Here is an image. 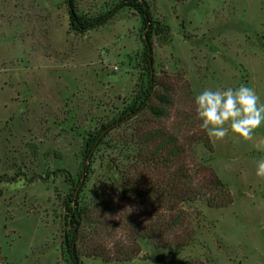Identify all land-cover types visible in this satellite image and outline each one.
Wrapping results in <instances>:
<instances>
[{
	"label": "rangeland",
	"instance_id": "1",
	"mask_svg": "<svg viewBox=\"0 0 264 264\" xmlns=\"http://www.w3.org/2000/svg\"><path fill=\"white\" fill-rule=\"evenodd\" d=\"M120 1L76 5L94 18ZM146 1L153 19L169 27L152 39L149 104L160 107L157 96L166 93L169 114L160 119L143 112L109 132L93 162H86L91 172L82 197L101 205L94 213L101 224L79 232L80 261L264 264V180L254 174L256 158L264 155V125L251 141L231 133L216 141L199 127L193 103L204 88L240 84L264 102V0ZM142 40L139 14L131 8L80 34L70 27L65 0H0V264H70L65 200L87 139L117 120L146 87ZM152 129L177 139L194 185L217 177L231 203L149 204L159 184L167 189L171 180L147 171L140 190L142 166H133L138 149L129 141ZM209 192L214 203L228 196ZM149 231L153 240L139 238Z\"/></svg>",
	"mask_w": 264,
	"mask_h": 264
},
{
	"label": "trees",
	"instance_id": "2",
	"mask_svg": "<svg viewBox=\"0 0 264 264\" xmlns=\"http://www.w3.org/2000/svg\"><path fill=\"white\" fill-rule=\"evenodd\" d=\"M65 3L68 8L70 27L73 31L80 34L103 26L122 8H131L135 10L139 14L141 21V32L143 34V60L145 64L144 69L148 77L146 87L143 92H141L138 99L133 101V103L117 120L104 125L103 128L93 137L88 138L84 145L82 153L83 162L78 180L76 183H74L71 193L65 200V224L67 231L64 235V245L70 260V264H82L80 261V256L76 251V241L78 234L89 226H98L101 224L97 215L94 214L99 211V209H101V205L98 202L93 205L82 197L83 190L87 184L91 172L89 164H91L95 158V148L104 142L105 137L109 132L114 129L121 128L122 125L129 123V121L133 120L134 118L139 117L145 111H149L153 117L160 119L167 117L169 114L168 108L169 105H171V100L168 94L165 93L163 95L157 96V100L161 105L160 107L149 104V99L155 86V80L152 75L154 62L150 56L152 50V39L153 36H160L164 32L168 31L169 27L163 26L159 21L153 19L150 6L146 0H121L111 11L94 18L84 17L82 14H80L77 9L76 0H65ZM129 142H131L132 145H135V148L138 149V152L132 161L133 166H142L140 170V180H138V186L140 187V190L143 186L142 180L145 179L143 177L148 174L147 171L169 175L170 177L169 179L171 181L168 183L169 185L167 184V189H165L162 185L160 186L159 184L158 190L156 192L157 197L153 198L149 202V204H151L153 207H155L159 201L160 203L164 202L167 205L172 202L173 205L175 203L181 204L183 206L190 205L194 201H203L208 206H214L217 208L226 207L231 203V199L229 198L230 195L226 190V185L219 178L214 177L211 184L203 183V186L193 184L192 176L184 165L185 153L173 135H169L161 129H152L147 132H142L137 142ZM201 143L204 147L210 145L208 137H206L205 141L201 140ZM200 161L202 162V160ZM86 162L89 164L87 165ZM201 162L199 163L202 164V166H205ZM142 171L144 173H142ZM130 172L128 171L126 173L131 174ZM195 173L196 175L198 174V177L200 176V173ZM125 180L126 178L124 173L123 181ZM189 180H191V182ZM180 182L181 185L179 186L178 183ZM126 185L130 188V194H134L136 183L130 182L126 183ZM212 188L219 190L220 193H223L224 195L228 194V196L220 195V200H218L217 203H214L215 201H213V199L210 197V192L208 193V190ZM159 191L160 193H158ZM183 215L185 216L183 210L178 211L175 214L173 219L175 225L179 224L183 218ZM154 233L155 232L153 231H149L147 234L142 235L139 238L143 241L148 239L153 240ZM182 264L196 263L192 261H186Z\"/></svg>",
	"mask_w": 264,
	"mask_h": 264
},
{
	"label": "clouds",
	"instance_id": "3",
	"mask_svg": "<svg viewBox=\"0 0 264 264\" xmlns=\"http://www.w3.org/2000/svg\"><path fill=\"white\" fill-rule=\"evenodd\" d=\"M199 127L210 138L222 141L231 133L235 139L253 140L257 129L264 125V102L254 88H204L193 98ZM255 176L264 180V155L256 158Z\"/></svg>",
	"mask_w": 264,
	"mask_h": 264
}]
</instances>
